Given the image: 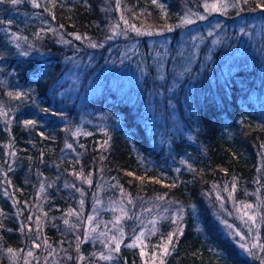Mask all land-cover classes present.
Returning a JSON list of instances; mask_svg holds the SVG:
<instances>
[{"label": "trees", "instance_id": "16d2710c", "mask_svg": "<svg viewBox=\"0 0 264 264\" xmlns=\"http://www.w3.org/2000/svg\"><path fill=\"white\" fill-rule=\"evenodd\" d=\"M120 1L128 21L166 29L205 0ZM233 1L227 22L256 16L264 25V0ZM112 4L0 2V264H103L109 251L116 264H139L129 242L155 212L151 248L177 232L164 264H264V243L242 251L240 226L218 198L229 192L234 204L264 210V39L240 44L235 29L223 26L211 59L200 51L178 76L171 62L156 69L155 48L141 83L128 85L112 62L125 56L127 41H106ZM187 29L176 27L174 44ZM67 72L81 74L75 99L66 91L70 78L62 79ZM98 184L104 203L129 208L119 222L109 210L93 220L120 230L116 253L113 244L84 238Z\"/></svg>", "mask_w": 264, "mask_h": 264}, {"label": "rangeland", "instance_id": "374dc122", "mask_svg": "<svg viewBox=\"0 0 264 264\" xmlns=\"http://www.w3.org/2000/svg\"><path fill=\"white\" fill-rule=\"evenodd\" d=\"M120 2V0H113V4L110 6V9H112L116 15V18L114 19L115 23H113L110 27V32L106 41H127V49H123V55L126 53L125 56H122L121 54L122 58L119 61L114 60L112 62H119L120 65L117 71L119 69L120 70L117 73L121 74L122 77L124 76L123 79L128 85H134V83L139 85L141 83L143 74L148 71L149 52H152V50L155 48L158 49L156 52H152V58L154 59L152 63L156 66V69L161 70L167 66L166 64L169 65V62H171L170 69H173V72L178 76L181 72L189 69L190 65H192V62H195L200 51L204 52L205 61H209L211 59L212 51H214L221 43L224 42V27L226 25H229L232 29H235L236 35L238 36L237 41L240 44L250 42V45H253L255 44L254 40L264 39V25L261 24L263 20L260 17L252 16L253 18L250 17L246 19V21L243 19H238L235 23H233L234 21L231 20L227 22L229 17H227L225 13L227 14L229 11H231V7H233L235 4L233 0H205L203 3H201L200 9H186L187 13L183 16L177 26L168 27L166 29H146L138 27L135 25V23H132L126 19L124 11L120 7ZM205 3L226 4L227 7H220L219 10L209 11L205 9ZM200 16H203L204 18L200 19ZM186 19L191 20L192 22L185 23L184 21ZM124 20H127L128 24H125ZM223 23H225V25ZM130 25H135V27L140 30L139 34L137 31L133 30ZM176 27L180 29H182V27H187L189 30L187 29L188 31L186 30L178 32L176 36L177 41L174 44L172 40ZM200 27L203 29V35L200 33V30H198ZM169 28H171V30H168ZM207 42L209 43L206 44ZM58 44H63V42L60 41ZM92 45V43L88 45L90 48H92V50L97 48L93 47ZM101 46H103V43ZM262 47L261 48L264 50V43ZM169 48H173V50ZM146 52H148V54L145 55ZM92 54L94 53L90 52L88 54L86 62H88V58ZM124 60H127L128 62H135L136 64L140 65V71L137 72L133 69L129 70L127 65H123L122 62H124ZM228 61L224 62V65L228 66L230 64ZM76 67L77 71L83 70L85 65L76 63ZM113 67L117 66L113 64ZM110 69L111 64L108 63L104 71L107 72L110 71ZM69 76L70 74L67 72L62 79L70 78V82L68 83V88L66 91H71L73 95L72 98L75 99L77 93L76 90L78 89L81 81V74L78 72L74 76ZM114 81L115 79L112 80L111 86L115 89ZM173 85H175V81ZM91 183L92 181L90 179L84 180V184L86 186L90 185ZM101 188L102 185L98 184V190L93 194L91 212L87 220L84 222V238L89 239L92 237L97 239L102 244H105V248H109L111 244L116 247V242L121 244L123 241L122 235L119 232L120 230L110 231V228L99 229L97 227V223L95 224V221L93 222V220L97 218L99 211L109 210L111 213L116 214L114 219L119 222L123 216L129 213V208L125 204L119 202L104 203L100 198ZM218 198L220 210H224V212H226L228 205L229 210L233 214L234 220H237L238 225L240 226L237 235L242 240V243L245 244L242 247V251L247 250L248 246L257 247L264 243V210L262 211L260 209V205L254 204L255 206H251V204H234L232 200V194L229 192H225L223 196L218 195ZM249 205L251 207H247ZM154 214L155 215L152 217V219L146 218L141 222H138L139 229H137L135 235H133L131 239V242H129V245H135L133 247H135L139 252V264H160L161 257L163 256L162 253L164 243L158 250L151 248L149 245V238L156 230V220L160 217L157 212ZM249 216H253L254 220H250ZM89 217H91V220ZM113 237H115V240H113ZM137 237H140V239L138 240ZM165 241L167 242V240ZM142 251L144 255H141ZM114 252L116 253V251H113V253ZM96 255L100 257V255ZM112 255L113 254L111 251L105 254L101 253V257H111V259L102 258L103 264H116Z\"/></svg>", "mask_w": 264, "mask_h": 264}, {"label": "snow or ice", "instance_id": "6c2138e0", "mask_svg": "<svg viewBox=\"0 0 264 264\" xmlns=\"http://www.w3.org/2000/svg\"><path fill=\"white\" fill-rule=\"evenodd\" d=\"M0 2H3V0H0ZM19 2H20V0H11V3H13V4H16V3H19ZM33 2H34V5H35V0H33ZM243 2L244 3H247L248 0H243ZM153 3H156V0H153ZM35 6H38V5H35ZM258 6L264 7V4H261V5H258ZM160 7H162V5ZM204 7H205L206 10L213 11V10H219L220 7H227V5L226 4H220V3H212V4L205 3ZM199 18L200 19H203L204 17L203 16H200ZM184 22L185 23H191L192 21L186 19ZM124 23L125 24H128V21L127 20H124ZM130 27L133 30L137 31V33L139 34L140 30L137 29L135 27V25H130ZM168 30H171V28H169ZM80 38L81 37L79 35L76 36V39H80ZM92 46L93 47H96L95 44H93ZM9 95H11V93H9ZM17 95H19V94H17ZM34 123H35V121H25V124L26 125H33ZM69 147H71V145H69ZM129 175H132V174L129 173ZM159 198L162 199L163 197H159ZM247 207H251V206L249 205ZM89 219L91 220V217H89ZM249 219L250 220H254V217L253 216H249ZM65 223H67V221H65ZM177 231L180 232V233H182V230H179L178 229ZM176 234H177V232L169 233V235L167 237V242L164 243V245H163V253H162L163 255H167L168 254V245L172 243L173 236L176 235ZM141 235H143V234H141ZM137 239L139 240L140 237H137ZM113 240H115V237H113ZM133 246H135V245H129V247H133ZM241 246L243 247V245H241ZM260 247L262 249H264V245H261ZM119 249H120V244H119V242H116V247L113 249V251L118 252ZM8 251L11 253L13 250L12 249H8ZM28 255H32V253L29 252ZM141 255H144L143 251L141 252ZM102 258H104V259H111L110 256L109 257H102ZM160 264H164L163 259L160 260Z\"/></svg>", "mask_w": 264, "mask_h": 264}]
</instances>
